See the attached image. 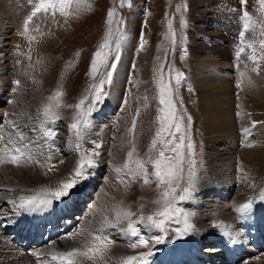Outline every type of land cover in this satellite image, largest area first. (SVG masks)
<instances>
[{
    "label": "rangeland",
    "instance_id": "374dc122",
    "mask_svg": "<svg viewBox=\"0 0 264 264\" xmlns=\"http://www.w3.org/2000/svg\"><path fill=\"white\" fill-rule=\"evenodd\" d=\"M203 1L74 0L69 9L71 13L69 16L65 17L58 11L52 24L48 27L42 26V30L35 33V46L32 45L23 49L16 47L20 52V59L18 60L22 64L24 62V66L20 65L21 68L19 69L21 71L25 70V73L20 76L24 79V85L18 86L17 92L12 88L15 91L13 94L9 93V96L12 94L9 99L8 96L7 98L3 96V99L7 100H5L6 105L4 104L2 107L5 106L4 110L7 109L9 115H7V118L5 117L4 123L0 122V144L2 147L0 152V200H3L1 205H3L6 214V217L2 215L0 218L1 228L4 226L9 227L10 224L14 223L11 218L16 214L13 207L18 195L28 194L32 196L55 191L61 186L62 182L68 181L72 176L78 166L81 153H92L95 167L87 168V165H85L87 172L90 173L87 179L77 183L67 197L60 200L53 199V201L63 202L71 198L72 203L74 198L82 194L81 192L87 188L88 190L83 192V196L80 198L81 201L85 202L83 207H79L82 205L81 203H78V206L75 207L77 204L75 203L71 206V209L75 207L76 210H74L77 214L71 212V209L66 210L70 214L66 215L65 218L69 219L71 215V220L73 217L76 227L82 228H91L94 224V228L102 226L100 217L105 218L110 225L102 227L101 230H104V235L113 241L111 247L118 249L116 258L119 261H124L125 256H139L141 253L146 252L147 247L143 246L130 249V241L135 238L130 237L126 230L128 224L132 222L144 238L151 239L149 249L146 252H151L149 260L153 261L157 256L165 258L166 254L173 249L172 242L174 241L175 245L179 243V237L174 240L176 234L161 231L155 227L144 226L149 223L146 218L153 215L154 210L158 209L153 207L156 204L152 199H158L165 188L163 186L158 187L154 179L150 180L148 184L144 183L142 176H136L133 179L128 169H124L125 163H128L129 169L139 171L136 161L155 159L163 147L162 144L158 143L155 149L151 148V142L160 127L158 117L161 113L160 110L158 111V106L160 109L164 107L161 106L159 101V83L162 81L170 86L169 98H171L173 104H176L178 116L183 117L184 129L177 134V137L179 135L187 136L183 149L186 164L184 163V180L181 181V185L185 183V179L187 182L188 178V149L186 145L189 140L194 145L192 159L196 162L192 198L178 204L177 200L174 206L190 211L189 213V211L182 210L183 213L189 214L188 222L190 224L192 223L191 219L195 221L192 225L194 228L207 227L213 230L212 228L215 225H212L211 222L224 215L229 222L231 221L228 226H224L229 229L230 233H233V235L237 233L240 236L245 235L244 233L241 234L242 229L237 222L236 224H232V222L240 217L241 213L238 211V205L245 204L243 199H246L249 193L258 196L264 192V177L257 183L245 180L244 177H247L244 175L243 177L237 167L238 158L236 156L238 154L231 151L229 145L214 146L222 154L219 156V160H212L213 156L208 158L207 144L195 129L197 125L194 118L196 104L193 102L195 101L186 98V95L193 94L192 85L189 87L186 85L191 63L188 47L190 43L201 42V37L216 36L218 33L212 25L213 21L209 19V17L213 19V15L209 14L210 12L201 13L206 11L205 5L202 4ZM262 7L264 6L259 3V0H247L245 5H241L240 0H224L217 6H213L212 3L214 10H225L232 22L233 19L238 17L239 13L242 14L246 11L249 14L251 18L250 26L245 31L244 37H241V31L238 33L236 29L232 32L229 30L226 38L231 39L230 37H232L233 41V39L236 40L240 37L245 42L243 45H245L244 47L250 55L253 50L246 47V44H255L258 57L264 55L259 47V41L264 39V36L261 35V31L264 30V11L261 10ZM113 10L114 16L111 18V23H109L108 13ZM196 15H199L198 18H194ZM109 28H111L112 33L110 37ZM132 33H137L140 39L143 37V40L147 42L151 49V63L153 66V72H151L153 80L152 95L144 99L132 98L122 105L121 109L114 110L117 111L115 115L107 111L108 114L101 115L105 117L103 118L105 122L100 124V122H97V111H94L93 108L96 106L101 108L105 103V96L103 95L101 102L96 103L93 107L91 104L94 92L92 85H98L103 78V74L109 71V68L100 66L97 74L93 77L90 74V67L94 54L100 49L101 44L104 43L107 37L110 45V50H106L109 51L107 63L108 65L113 62L117 64L121 57L119 53L116 52L115 54L113 52V44L111 43H114L117 40L116 37H118V45L127 34ZM179 47L181 52H178ZM32 49L33 51L24 54V51ZM6 51L7 56L13 54L12 49H9V47L6 48ZM176 52L179 53L178 59L175 58ZM116 56L120 58L114 61L113 58ZM26 58L31 61V66L27 65L28 60ZM18 60L16 59L17 62H19ZM9 61L10 56L8 62H5L4 65L6 66L9 63L8 66H11L12 62ZM261 65L264 67V60H261ZM9 71L11 72L8 73V77L15 75L11 74L14 73L12 69H9ZM29 73H31V78H29ZM176 73H182L179 83L175 79ZM15 78L18 80V77ZM11 80H13L12 77ZM109 86V83L103 85L104 93ZM58 92L61 93L60 96L56 95ZM74 94L77 99H73ZM85 97L87 99L84 104L77 108L76 106ZM2 107L0 109L3 111ZM45 108L50 110L48 118L45 117ZM137 110H139V115H137ZM89 111L91 114L86 117L88 124L84 127L82 120L85 117L83 114ZM14 112L21 113L23 116L28 115L31 121L20 122L17 118L18 115H14ZM10 113H13L14 116ZM94 114L96 119L93 116ZM188 117L191 119L189 120ZM78 119H81L79 137L70 128V125ZM133 120H135V130L131 131ZM32 122L37 124L34 129L31 127ZM24 123L27 124L24 126ZM4 124L6 127H3ZM93 129L94 131H92ZM45 130L54 131L55 136L45 137ZM163 136L165 140H173L179 143L177 137H169L167 132ZM21 137L24 139L21 140ZM97 144L100 145L98 149L95 147ZM77 145L80 147L78 148ZM16 148L21 150L23 157L19 159V162L11 163L10 157L19 155L15 152ZM95 152H98L99 155H95ZM129 152L133 153L131 158L128 156ZM165 155L173 156L175 154L166 152ZM231 158L234 159L230 161ZM44 161L46 165L55 161H57V164L60 163L62 175L64 176L54 178L53 174L46 173L41 167V163H45ZM185 167L187 170H185ZM117 169L123 171L117 172ZM147 170L150 174L153 172L150 165L147 166ZM257 170L256 174L261 175H258L259 178L264 176V164L258 166ZM20 172L35 174L37 178L33 177L32 181L36 189L26 179V186L32 192H25V188L23 189L20 182L15 179L16 174H20ZM53 173L55 174V172ZM183 187L181 186V189ZM202 188L205 189L202 190ZM246 191L247 193H245ZM179 194L180 189L177 190V196ZM11 198L13 200L9 203ZM118 211L122 213L130 212L132 215L130 217L121 215L119 222H117ZM257 211H255V215L253 214V219L255 218V221L264 219L262 214L264 209L262 208L260 213ZM141 217L145 218L143 222L140 220ZM180 217H183V215H180ZM203 218L212 220L203 221L201 220ZM61 223L62 221H57L55 225ZM173 223L179 225L180 231L184 228V221L178 216L166 224L171 226ZM178 225H174L172 231L178 232ZM233 226L235 227L233 228ZM165 227L168 229L167 225ZM261 232H264V230ZM11 234L0 231V238L8 241ZM184 234L187 233L184 232ZM196 234L194 233V235ZM259 237L264 244V234L259 235ZM157 238H159V243L156 242ZM10 244L13 247L18 245L20 249H23L22 246H24V250L32 258L39 257L38 259L42 264H53L51 263L53 261L51 260L52 255L59 253L55 247L37 246L34 242L29 246H25L26 243L23 242V239H20L19 242L12 241ZM202 246H205V244L203 243ZM185 250L186 248L183 252ZM8 251L13 250L9 249ZM125 252L128 253L124 256ZM260 254L263 256L264 251H261ZM243 257L239 260V263H243L247 259L245 255ZM77 258L80 259V257ZM78 259L76 261L80 262ZM219 260L225 261L226 257L223 256ZM147 262H149L148 259ZM0 264H13V262L7 261ZM133 264H139V261H134Z\"/></svg>",
    "mask_w": 264,
    "mask_h": 264
},
{
    "label": "bare ground",
    "instance_id": "6f19581e",
    "mask_svg": "<svg viewBox=\"0 0 264 264\" xmlns=\"http://www.w3.org/2000/svg\"><path fill=\"white\" fill-rule=\"evenodd\" d=\"M223 1L224 0H213L212 2V0H204L202 2V4L205 5L204 7H206V11L201 13L210 12L209 14L213 15V19L212 17H209V19L213 21L212 25L218 33L216 36L208 35L201 37V42L190 43L188 47L191 63L186 85L188 87L192 85L191 88L193 89V94L190 93L186 95V98L195 101L193 102L196 104V107H194V110L196 108V110L194 111V118L195 122H197L195 129H197V131L203 137L204 142L207 144L208 158H211L213 156L212 160H219V156L222 154L220 150L216 149L214 146L229 145L230 150L238 154L236 157L238 158L237 167L240 171V174L247 177L245 178L243 176L245 180H249L252 183H257L264 177L262 176L261 178H259V176L261 175L256 174L258 171V166L260 167L264 164V71H260L258 73L251 70L252 61L248 59L250 54L247 53L246 49L243 52H239L238 54V50L242 46H245L242 44V39L240 37H238L236 40L233 39V41L232 37H230L231 39L226 38V34H228L229 30H231L230 32H232L237 29L238 33L239 31L243 30L244 22L242 21H244V18L242 14L239 13L238 17H236V19H233L232 22L229 20L227 13H225V10L217 11L212 8V3L213 6H217ZM38 3L39 0H0V107H2V105L6 103L5 100H7L3 99V96H6V98L8 96L9 99V97H12V94L15 90L16 92L18 91V86H21V84L24 85V79L20 78V76L25 73V70L21 71L19 69L21 68L20 65H22V67L24 66V62L22 64L18 60L20 59V52L18 49H16V47H21L23 49L25 47H31L32 45L35 46L36 41L31 39V37H34L35 33L38 30L40 32L42 30V26L48 27L50 24H52L53 18L54 16H56V14L52 15L51 9H49L48 13H38L35 17H33L31 23H29L28 32H25V21L35 10V6ZM198 16L199 15H196V17L194 18H198ZM116 38L117 40L115 42L112 40L114 43L111 44H113V52H115V54L116 52L119 53L121 58L119 57L120 59L117 62L116 68L112 73V81L109 88L105 92L104 105L101 106V108H98V106L93 108L94 111H97V122H100V124L105 122L103 121V118L105 117L101 115L108 114L107 111H109L110 108L113 110L117 109L118 111L119 109H121L122 105L126 104L127 101H130L132 98L144 99L152 95L153 91V80L151 75V72H153V66L151 63L152 57L151 49L147 42L144 43L143 48L141 49V39L139 38L137 33H132L129 35L127 34L124 39H122V41L118 43V45V37ZM8 47L9 49H12L13 54L11 55H16L18 57H12L8 53L7 56L5 52H7L6 48ZM13 49L15 52L13 51ZM31 51H33V49L24 51V54ZM178 52H181L180 47L178 49ZM178 52L175 53L176 59L179 58ZM9 56L12 64L11 66H8V63V65L5 66L4 63L8 62ZM16 59L19 62H17ZM26 60L28 59L26 58ZM30 62L31 61L28 60L27 65L31 66L32 63ZM9 69H12L14 73L11 74L15 75H11L8 77V73L11 72L9 71ZM29 74V78H31V73ZM11 77L13 80H11ZM15 77H18V80ZM17 81H19V84L16 83ZM12 88L15 90H12ZM10 89L11 91L9 92ZM9 93H12L11 96H9ZM4 107H2L3 111L0 109V122L3 123L5 121V117L7 118V115H9V113H7V109L6 111L4 110ZM117 111L114 114H116ZM10 114H12V116L18 115L17 118L20 122L30 120V117L28 115L23 116L21 113L18 114L17 112H14V115L13 113ZM93 116L96 119L95 114ZM26 124L27 123H24V126ZM254 124L255 126L253 127ZM36 126L37 124L36 122H34L31 127L32 129H34L36 128ZM3 127H6V125L4 124ZM245 128L250 129V134L247 136H245L243 133V130ZM1 150L2 147L0 144V152ZM45 156L47 155L45 154ZM47 159L49 158L47 157ZM233 159L231 158L230 161H232ZM56 162L57 161L51 162L49 164L47 163V165L46 162L43 164L41 163V167H43L46 173L53 174L54 178H59L64 175H62L63 173L60 163L57 164ZM218 168L220 167L218 166ZM53 172H55V174ZM33 177L37 178L35 174L31 172H20V174H16L15 179L20 182V185L23 186V189L25 188V192H32V190L26 186V179L27 182L32 184L36 189V186L32 181ZM245 193H247V191ZM27 196L29 195H18L16 197L18 199L14 203L15 208L13 207V209L17 214L13 218V221L19 222L20 220L21 225H28L32 227L37 232L36 235H38V231L43 229L41 240L38 242V245L49 243V247L56 241L57 246L60 249L59 252H62V250L70 251L72 250L71 246L83 250L84 240L92 239V237L88 235L89 233H92L93 235L100 234L102 227H107V225H110L105 218L100 217L102 226H96L95 228V224L91 228L76 227L75 222H69L70 219L65 220L60 228H57L55 226H53L52 228H48V226L52 224L54 218L56 217H54L53 215H57L59 212L55 209H58L61 206L52 201V204L49 207L52 217H49V219H45L43 217H40L44 214H40L38 216L40 218H38L34 214H31V212L44 210L45 208L29 212L24 211L23 209H20L18 207L20 198ZM82 196L83 193L79 194L76 197L74 202L77 204L75 205V207L78 206V203L82 204L79 207H83V204L85 202L81 201L80 198ZM11 200L13 199L11 198L9 200V203ZM243 201L245 202V204L249 201H252L251 210H253L248 211L244 214H240V217L236 218L232 222V224H236L237 222V224L242 229H247L249 226H251L254 228L255 232L258 233L264 226V219L253 221L252 214H254L256 210H258L257 212L260 213L262 208L264 209V200H261V193L258 196H255L254 193H249V195L246 197V199H243ZM1 203H3V200H0V218L2 215H5L6 217V214L2 207L3 205H1ZM242 205H244V203L238 205L239 208ZM75 207H73L70 211L76 212ZM69 209L70 208H68V210ZM66 214L68 215L70 213ZM262 214L264 215V213ZM64 217L65 216L60 217V221L61 218ZM230 222L226 217H224V215L220 216L218 220H213V222H211L215 225L212 228L213 230H206V232L204 231V234L211 238L205 241L206 246L204 248L214 249L215 252H219L216 251L217 249L215 248L217 246H221L222 248L219 249L224 250L225 257H227V262L225 263L227 264H264V255L261 256L260 254V251H262L261 248H263L264 245L259 244V239L254 237V235L252 236V238L246 240L240 236H237V233L234 235L233 233H230L229 229L224 227L226 225L228 226ZM235 226H233V228ZM0 230L4 231L5 233H8L10 231V229L6 227H0ZM78 232L82 233V235L75 236L72 239L67 238L69 234H75ZM242 233L243 232H241V234ZM17 234L19 239L25 237L22 232L14 231L8 238H14ZM195 237H200V233L198 234V236L195 235L194 237H191L193 248L197 249L199 245L196 244ZM213 237H215V239H213ZM245 237L247 238L246 235ZM4 240L0 238V263L9 261L13 262V264H42L38 259L39 257L32 258L30 254L25 252L23 249H20L16 246L13 247L10 243H8V241ZM24 240L27 241L28 237H25ZM220 241L222 243H219ZM183 242V246L175 249L174 253L183 252V250L187 247L185 239L181 241V243ZM111 246L112 244H110V246L108 247V252L104 259L97 258L95 261H85L82 257H80V262L76 261V264H123V260L119 261V259L116 258L118 249H114ZM256 246H258V250L255 248ZM9 249H12L13 251H8ZM243 254H247V256H252L253 258H248V260H244L243 263H239V260L244 256ZM126 258L127 256H125L124 260H126ZM148 261V264H153L150 260ZM180 261L182 262V260ZM52 262L57 263L56 261ZM175 263L178 264L177 261L173 264Z\"/></svg>",
    "mask_w": 264,
    "mask_h": 264
},
{
    "label": "snow or ice",
    "instance_id": "6c2138e0",
    "mask_svg": "<svg viewBox=\"0 0 264 264\" xmlns=\"http://www.w3.org/2000/svg\"><path fill=\"white\" fill-rule=\"evenodd\" d=\"M74 0H39V3L36 4L35 10L31 13V15L26 19L24 25V31L28 32V25L31 23L33 17H35L38 13L44 12L48 13L49 9L52 10V15H55L57 11L60 12L61 15L67 17L71 13L69 9L71 8ZM241 5H245L247 0H240ZM259 3L264 6V0H259ZM264 11V7L261 9ZM114 16V10L109 11V23H111V18ZM244 18L243 30L241 31V37H244L245 31L249 29L250 26V16L249 14L244 11L242 13ZM111 28H109V37L111 36ZM261 35L264 36V30L261 31ZM31 39H35V37H31ZM174 40V34H173ZM145 41L143 37H141L140 47L143 48ZM245 42L242 41V44ZM246 47L251 48L253 50L252 54L248 57L252 61V71L260 72L264 71V67L261 65V60H264V55L257 56L256 55V47L253 43H247ZM259 47L261 52L264 53V39L259 41ZM110 45L109 40L106 37L103 44H101L100 49L94 54V58L91 63L90 67V74L95 77L97 74L99 67L104 66L109 68V71L103 74V78L100 80L99 84L92 85L94 90L93 92V99H92V106H95L96 103L101 102V97L105 95L103 92V85L106 83H111L112 81V71L116 68V63L113 62L111 65H108L107 60L109 56ZM245 48L242 46L238 50L239 52H243ZM118 56L114 57L113 60H118ZM182 78V73H176V82L179 83L180 79ZM19 84V81L16 82ZM170 86L164 84L162 81L159 83V100L160 104L164 105L163 108L160 109V116L158 120L160 122V127L156 131L155 138L151 142V148L155 149L158 143L162 144L163 147L159 151V154L155 157V159H149L148 161H136L137 169L132 170L129 169L128 163H125L124 169H128L129 174L133 177L142 176L143 181L145 184H148L150 180L154 179L157 183V186H163L165 190L160 194V197L154 202L160 207L154 212L153 215H149L146 219L149 222L146 227H155L164 231L165 224L175 219L178 215H183L184 217V231L185 233L191 229L192 225L188 222L189 217L188 214L183 213L181 209L175 207V203L177 200L185 201L192 198V189L194 188V178H195V160L192 159L194 155L193 149L194 145L189 140L186 147L188 149V178L186 182V186L181 189V181L184 180V163H185V156H184V141L187 139L186 135H179L184 129V122L183 117L177 115V110L175 105L173 104L172 100L169 98L170 94ZM57 96H60L61 93H57ZM87 97L82 99L80 103L76 106L80 108ZM49 109L45 108L44 113L45 117L48 118ZM90 111L88 113L83 114L85 118H83L82 123L83 126L86 127L88 124V120L86 117L90 115ZM137 115H139V110H137ZM239 115V113H238ZM190 120L191 118L188 117ZM54 122V120H53ZM255 124L253 125V127ZM80 127H81V119H78L75 123L70 125L71 130L75 132V134L79 137L80 136ZM135 130V120L132 123L131 131ZM167 132L169 137H177L179 143H176L173 140H165L163 134ZM245 136L250 134V129L245 128L243 130ZM45 137H54V131L45 130L44 132ZM24 138L21 137V140ZM251 146V145H248ZM79 148L80 146L77 145ZM98 149L100 145H95ZM15 152L19 155H12L10 157L11 163L19 162V159L23 157V153L19 148L15 149ZM166 152L174 153L173 156H166ZM95 155H99L98 152L94 153ZM133 155L132 152L128 153L129 158ZM93 168L95 167V161L92 159V153L84 154L81 153V158L78 162L77 168L74 170L72 176L69 178L68 181L62 182L61 186L46 194H37L27 197H21L20 203L18 207L23 209L24 211H33L38 209H43L51 206L53 199L60 200L64 197H67L70 191L76 186L77 183L80 181L87 179V176L90 174L87 172L85 168ZM150 165L153 168V172L150 174L147 170V166ZM117 172L123 171L122 169H117ZM180 189V194L177 196V190ZM261 199L264 200V192L261 193ZM252 208V201L242 205L238 211L241 214H244L250 211ZM121 215L124 217H130L132 213L130 212H117V222H119ZM145 218L141 217L140 220L143 222ZM126 233L135 239L130 241V246L135 248L137 246L147 247L149 241L146 240L141 234L140 230L135 227L134 223L130 222L128 224ZM82 235V233L78 232L75 234H69L67 237L68 239H72L75 236ZM92 237L91 240L85 239L84 240V249L75 248L73 247L70 251L59 252L57 254H53L51 259L53 261L58 262V264H76V258L82 257L85 261H95L97 258L104 259L108 252V247L110 244L113 243L106 235L103 234V231H100V234L93 235L92 233L88 234ZM157 243H159V238H157ZM151 252L148 253H141L139 256H129L124 260L123 264H133L134 261H139V264H148L147 256H150Z\"/></svg>",
    "mask_w": 264,
    "mask_h": 264
}]
</instances>
